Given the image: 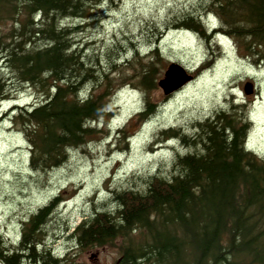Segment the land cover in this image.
Returning <instances> with one entry per match:
<instances>
[{
  "label": "trees",
  "instance_id": "1",
  "mask_svg": "<svg viewBox=\"0 0 264 264\" xmlns=\"http://www.w3.org/2000/svg\"><path fill=\"white\" fill-rule=\"evenodd\" d=\"M102 1L113 0H0V22H12L0 31V64L14 83H28L43 95L32 108L15 107L12 118L26 131L34 168L56 167L69 148L85 143L93 134L88 121L104 113L116 90L112 78L72 49L78 27L59 26L61 19L85 18L87 7ZM210 1L205 8L218 17L220 30L245 40L248 54L257 53L264 45V0ZM37 12L41 18L34 22ZM173 28L204 35L195 13ZM150 57L137 75L145 91L156 87L157 48ZM4 85L0 78V101L7 99ZM87 86V96L80 98ZM101 87H106L102 94ZM154 111L145 97L140 120ZM244 121V113L232 105L197 123L192 152L177 155L168 175L147 178L141 189L113 190V210L93 206L71 235L77 246L104 247L122 239L115 264H264V160L244 150ZM61 200L55 197L30 218L17 248L0 247V264H60L49 249L39 252L32 237Z\"/></svg>",
  "mask_w": 264,
  "mask_h": 264
},
{
  "label": "rangeland",
  "instance_id": "2",
  "mask_svg": "<svg viewBox=\"0 0 264 264\" xmlns=\"http://www.w3.org/2000/svg\"><path fill=\"white\" fill-rule=\"evenodd\" d=\"M206 2L211 1H106L97 7H87L86 20L82 22L80 19L61 21L63 26H78L72 34V49L84 56L87 65L99 74L112 78L111 85L114 83L116 90L106 99L112 109L111 116L92 123L95 132L90 138L83 145L69 148L60 165L45 171L32 166L26 131L14 124L8 114L12 105L26 106L41 97L36 88L14 83L12 74L0 64V78L6 83L10 99L0 105L2 250L11 249L12 242L18 243L28 229L26 222L31 216L62 193L66 201L53 210L32 237L38 240V251L49 249L60 264H115L122 239L104 247L82 249L74 236L68 234L85 215L93 213L92 203L95 208L106 203L104 208L108 211L115 208L108 189H141L147 178L158 173L168 175L177 154L192 152L197 123L213 116L216 110L229 109L233 98L240 111L252 112L255 132L251 134V145L264 156V63L258 67L252 59L246 60L249 54L243 39L219 37L221 50L214 46L212 52L200 34L173 28L182 18L203 13ZM212 23L219 25L218 20ZM155 47L160 54L153 61L156 87L145 91L139 86L137 75L140 65L151 59L149 52ZM260 50L264 54V47ZM170 63L191 71L194 78L165 97L157 82ZM247 81L258 85L256 97L244 93ZM14 87L19 88L17 93L13 92ZM88 88L85 87L84 94ZM105 88L101 87V94ZM230 93L235 96L231 97ZM145 97L153 103L156 113L132 134L126 145L116 137V127H123L142 111ZM134 128L130 125L128 130ZM164 131L170 132L164 136ZM165 138L169 141L157 144ZM111 145L122 153L112 154ZM132 235L138 238L140 234Z\"/></svg>",
  "mask_w": 264,
  "mask_h": 264
},
{
  "label": "water",
  "instance_id": "3",
  "mask_svg": "<svg viewBox=\"0 0 264 264\" xmlns=\"http://www.w3.org/2000/svg\"><path fill=\"white\" fill-rule=\"evenodd\" d=\"M192 76H189L183 68L177 64H171L164 74V78L159 81V86L162 88L165 95L173 93L181 88L185 83L190 81ZM250 86L246 85L245 91L250 94Z\"/></svg>",
  "mask_w": 264,
  "mask_h": 264
},
{
  "label": "bare ground",
  "instance_id": "4",
  "mask_svg": "<svg viewBox=\"0 0 264 264\" xmlns=\"http://www.w3.org/2000/svg\"><path fill=\"white\" fill-rule=\"evenodd\" d=\"M110 3V2H109ZM230 20V19H229ZM189 38V37H188ZM226 46V45H225ZM189 67V66H188ZM109 81V80H108ZM123 83V82H122ZM121 88V87H120ZM140 90V89H139ZM147 115V114H146ZM6 123V122H5ZM160 175V174H159ZM66 250V249H65Z\"/></svg>",
  "mask_w": 264,
  "mask_h": 264
}]
</instances>
